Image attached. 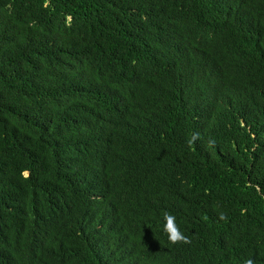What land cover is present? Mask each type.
Here are the masks:
<instances>
[{
	"label": "trees",
	"instance_id": "16d2710c",
	"mask_svg": "<svg viewBox=\"0 0 264 264\" xmlns=\"http://www.w3.org/2000/svg\"><path fill=\"white\" fill-rule=\"evenodd\" d=\"M247 258L264 264V0H0V264Z\"/></svg>",
	"mask_w": 264,
	"mask_h": 264
},
{
	"label": "clouds",
	"instance_id": "9594fccd",
	"mask_svg": "<svg viewBox=\"0 0 264 264\" xmlns=\"http://www.w3.org/2000/svg\"><path fill=\"white\" fill-rule=\"evenodd\" d=\"M191 143V141H190ZM24 176L28 175L27 170L23 172ZM164 230L168 233V239L172 243H177L183 241L189 243L190 239L184 232L181 230L179 224L177 223V217L174 214H171L167 211L164 212ZM225 215L221 213V219H224ZM243 264H255L254 258H247L244 260Z\"/></svg>",
	"mask_w": 264,
	"mask_h": 264
}]
</instances>
